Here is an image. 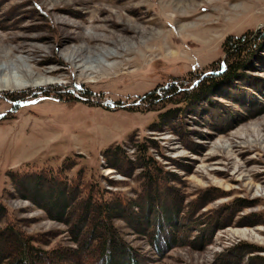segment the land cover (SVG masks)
Returning <instances> with one entry per match:
<instances>
[{
    "label": "rangeland",
    "instance_id": "1",
    "mask_svg": "<svg viewBox=\"0 0 264 264\" xmlns=\"http://www.w3.org/2000/svg\"><path fill=\"white\" fill-rule=\"evenodd\" d=\"M177 1L0 0V200L43 247H74L69 225L15 192L7 173L69 159V176L84 168L106 197L141 200L113 223L142 263L264 264V39L195 99L134 105L173 76L216 68L228 35L264 37V0ZM139 142L159 170L149 191ZM111 145L118 170L102 156ZM148 192L157 205L147 217ZM164 214L178 226L156 250L151 227Z\"/></svg>",
    "mask_w": 264,
    "mask_h": 264
},
{
    "label": "trees",
    "instance_id": "2",
    "mask_svg": "<svg viewBox=\"0 0 264 264\" xmlns=\"http://www.w3.org/2000/svg\"><path fill=\"white\" fill-rule=\"evenodd\" d=\"M260 34L257 37L248 35L247 32L238 37L228 35L221 45L229 58L220 60L216 68L199 72L189 71L187 76L182 77L173 76L160 86L137 97L134 105H142L150 110L157 105L162 107L167 104L186 103L190 98L195 99L199 93L208 92L216 84L232 79L241 68L238 58L242 57L244 52L247 53L255 40L264 39ZM22 98L24 97L19 94L11 96L12 100ZM136 107L130 105L126 108ZM136 146L137 159L141 163L139 167L142 168L141 184L149 191V186L155 182V175L159 170L154 160L148 156L146 145L139 142ZM121 152L119 145L107 147L102 153L106 166L118 170L123 163ZM74 167L75 164L67 159L57 168L31 172L14 170L7 173L15 192L46 211L51 219L69 225L75 246L70 248L54 244L43 247L42 240L22 231L17 222L10 218L12 215L0 200V264H146L142 263L131 246L120 239L113 223L115 219H124L125 216L127 219L131 218L129 208H143L141 200L126 198L118 193L106 197L108 193L103 192L92 178L86 177L84 168H79L73 176H69ZM41 187H45V191ZM149 193L154 195V192H148L146 195L144 206L147 217L148 212L157 205L156 195L151 196ZM168 218H165L167 223L164 225L161 221L154 220L156 225L151 227L152 231L155 230V240L153 239L152 244L156 250L162 248V239L173 237L172 233L168 232V227L172 226L173 230V227L176 229L178 226L175 219L170 223ZM149 219L151 225L152 218ZM131 223L133 224L132 219ZM149 223L146 224L147 227L150 226Z\"/></svg>",
    "mask_w": 264,
    "mask_h": 264
},
{
    "label": "bare ground",
    "instance_id": "3",
    "mask_svg": "<svg viewBox=\"0 0 264 264\" xmlns=\"http://www.w3.org/2000/svg\"><path fill=\"white\" fill-rule=\"evenodd\" d=\"M188 0H178L177 1V4L179 5V7H181L182 6V4H184V2H187ZM128 52H131L129 49L127 50ZM108 58H113V56L110 54V55H108L107 56ZM118 57H120V56H118ZM109 61V60H108ZM121 61H123V60H121ZM121 64V62L120 61H118L117 63H115V64H112V68H115V67H117L118 65H120ZM107 65V64H106ZM109 68V67H108ZM88 69V68H87ZM26 75H28V76H30L29 74H26ZM4 86H8L9 84H10V82H9V80H7V79H5V80H3L2 82H1ZM24 84V83H23ZM22 84V85H23Z\"/></svg>",
    "mask_w": 264,
    "mask_h": 264
}]
</instances>
